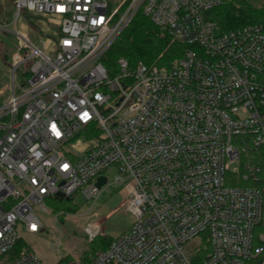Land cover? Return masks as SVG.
<instances>
[{
  "label": "built area",
  "instance_id": "2783aa9c",
  "mask_svg": "<svg viewBox=\"0 0 264 264\" xmlns=\"http://www.w3.org/2000/svg\"><path fill=\"white\" fill-rule=\"evenodd\" d=\"M223 2L16 0L59 33L18 32L0 88V264H46L27 242L6 259L20 229H45L60 192L95 202L112 184L135 219L90 264H264V21L222 32L208 12ZM140 11L184 51L112 73L103 58Z\"/></svg>",
  "mask_w": 264,
  "mask_h": 264
},
{
  "label": "rangeland",
  "instance_id": "374dc122",
  "mask_svg": "<svg viewBox=\"0 0 264 264\" xmlns=\"http://www.w3.org/2000/svg\"><path fill=\"white\" fill-rule=\"evenodd\" d=\"M255 5H262L264 0H251ZM16 0H0V88L10 82L9 63L21 44L20 32L33 44L41 46L43 39L50 43L56 37L54 30L55 18L49 22L39 16L22 13L16 18ZM25 67H23V70ZM7 94V92H6ZM113 176L112 172H108ZM127 197L121 185L106 186L97 201H85L79 196L75 204H79L74 212L69 211L58 217L53 209L40 211L45 229L31 233L20 229V235L46 264H57L60 258L71 254L72 259L80 262L82 253L89 249L90 244L85 228L100 224L101 233L117 237L130 230L135 219L134 214L126 210L123 203ZM59 241L60 250L53 251L52 245Z\"/></svg>",
  "mask_w": 264,
  "mask_h": 264
},
{
  "label": "trees",
  "instance_id": "16d2710c",
  "mask_svg": "<svg viewBox=\"0 0 264 264\" xmlns=\"http://www.w3.org/2000/svg\"><path fill=\"white\" fill-rule=\"evenodd\" d=\"M208 17L218 22L220 30L226 32L264 21V3L255 5L251 0H224L223 4L208 12ZM183 51L182 42L173 41L166 30L140 11L121 33L103 61L113 73L118 70L117 60L122 56L129 60L131 66L140 60L147 64H163L182 54ZM48 203L58 217L69 211L74 212L80 206L67 197L51 198ZM113 238L99 234L94 240L89 241L90 247L82 253L80 262L74 261L72 255L68 254L60 258L57 264H90L96 255L109 247ZM25 244L24 240H18L14 248L6 255V259L16 260Z\"/></svg>",
  "mask_w": 264,
  "mask_h": 264
},
{
  "label": "water",
  "instance_id": "95a60500",
  "mask_svg": "<svg viewBox=\"0 0 264 264\" xmlns=\"http://www.w3.org/2000/svg\"><path fill=\"white\" fill-rule=\"evenodd\" d=\"M106 181H107V177L106 176H100L99 178H98V180H97V185L99 186V187H101L104 183H106ZM59 195L61 196V197H64V194L63 193H59Z\"/></svg>",
  "mask_w": 264,
  "mask_h": 264
},
{
  "label": "crops",
  "instance_id": "0c3cea01",
  "mask_svg": "<svg viewBox=\"0 0 264 264\" xmlns=\"http://www.w3.org/2000/svg\"><path fill=\"white\" fill-rule=\"evenodd\" d=\"M39 17L44 18L46 20V22H48V21L50 22L52 20V18H55L58 21V19L56 17H54V16H39ZM58 33H59V27L55 26L54 35H57Z\"/></svg>",
  "mask_w": 264,
  "mask_h": 264
}]
</instances>
